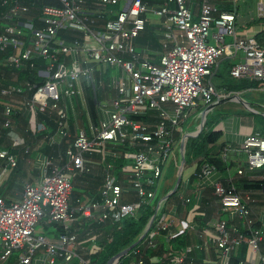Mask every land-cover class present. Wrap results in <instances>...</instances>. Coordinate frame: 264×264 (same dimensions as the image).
Wrapping results in <instances>:
<instances>
[{
	"label": "built area",
	"instance_id": "built-area-1",
	"mask_svg": "<svg viewBox=\"0 0 264 264\" xmlns=\"http://www.w3.org/2000/svg\"><path fill=\"white\" fill-rule=\"evenodd\" d=\"M52 1L56 4L43 5L36 18L24 20L18 18L31 10L25 0L2 1L6 10L0 13V76L6 69H20L34 58H41L44 64L36 73L45 81L36 84L25 80L5 86L0 83V105L3 99L20 102L36 115L58 109L57 127L44 139L49 145L60 146L65 139L70 144L59 155L62 163L51 156L42 160V178L26 183L21 198L6 200L0 195V264H8L12 255H16V264H91L89 256L99 246L93 234L95 226L125 218L137 221L146 207L154 209L152 226L145 229L139 243L109 264H119L123 256L130 258L128 264H144L147 250L157 245L164 231L166 240L191 230L200 237L206 235L207 229L195 223L180 220L174 228L172 216H156L157 186L172 147L177 143L186 146L190 129L185 122L191 110L202 103L210 111L231 98L212 81L218 60L223 55L238 57L230 66L231 77L264 82V44L253 35H237V9L219 10L209 0H200L197 17L186 0L151 5L142 0ZM115 5L120 8L112 9ZM258 9L262 17V3ZM105 12L111 17L98 23ZM152 19L158 20L154 26L162 36L164 49L156 62L148 57L146 45L134 44L145 25H153ZM97 25L98 31L94 29ZM69 31L80 33L84 41L92 43L65 40L64 34ZM225 36L232 41L227 43ZM103 84L108 94L103 92ZM85 88L92 89L94 95L93 122ZM77 104L87 116V126L78 123ZM17 112L12 106L0 109V131L19 145L22 140L13 129ZM146 115L150 121L137 118ZM35 129L38 133L46 130L39 120ZM230 150L226 146L223 158ZM238 151L245 155L237 170L239 175L244 168L264 171L263 136L248 134ZM0 158L8 167L17 163L16 154L7 149H0ZM201 159L191 162L199 189L181 199L194 206L199 191L210 188L221 210L241 219L248 233L236 226L228 227L226 220L219 219L208 239L223 258L245 243L257 256L256 264H264V230L253 227L250 218L254 198L237 192L234 184L225 185L217 175L219 170L210 164L197 170ZM119 160L123 161L121 165L117 164ZM97 163L103 166L98 198L86 195L72 205L74 181L92 174ZM43 220L61 229L56 239L37 235L36 226ZM106 240L110 242L112 238L107 236ZM197 246L169 247L164 258L168 264H185L187 255Z\"/></svg>",
	"mask_w": 264,
	"mask_h": 264
},
{
	"label": "crops",
	"instance_id": "crops-1",
	"mask_svg": "<svg viewBox=\"0 0 264 264\" xmlns=\"http://www.w3.org/2000/svg\"><path fill=\"white\" fill-rule=\"evenodd\" d=\"M187 6L192 11L193 16H198V7L200 0H186ZM218 7L224 6L229 4L228 0H218L217 3H214ZM238 12V10H237ZM259 18V17H258ZM153 25H158V20H150ZM253 18H249L246 20V22L239 20V14L237 16V28L236 33L239 36L243 35H257L258 33L262 32L264 30V22H252ZM95 30H99V25H97ZM101 30V29H100ZM214 29H212V32ZM66 37V35L64 34ZM80 43L86 44L90 41H84L82 35L78 33ZM161 44H162V36H160ZM69 40V39H65ZM232 41V38L229 36L227 39V43H230ZM212 42V40H211ZM92 43V41H91ZM135 44V39H134ZM148 48V57L153 61H157V57L164 51L163 44H162V52L159 53V55L153 54V50L149 45H146ZM156 52V51H155ZM237 58H231L229 55H223L218 60V65L213 69V76L218 78V83L215 86L217 89L221 92H226L225 87H228V84L225 82V77L229 74V68L231 64L237 60ZM13 73H10L9 71L5 73V75L0 76V83L2 85H9V84H16L15 83V71H12ZM11 79V80H10ZM9 81L8 84H5L4 81ZM23 83V82H22ZM21 84V83H20ZM105 86V85H104ZM225 86V87H224ZM103 92L108 94L106 92V87H103ZM241 92V91H239ZM105 95V94H104ZM109 95H112L109 93ZM106 96V95H105ZM239 99L234 98L233 101H238ZM2 104L0 107L3 106H12L15 110L17 109L18 112L13 118V129L16 131L22 140V143L17 145L14 143L7 135H4L7 137V143H9L12 147L17 149H12L11 153L16 154L17 157V163L14 167H8L6 166V160L0 158V195L5 198L6 200H15L21 198L24 185L28 182H37L42 178L43 174V166H42V160L45 157H49L46 152H44V145H47L48 142L44 139V137L37 139L38 132L35 131V123L37 121L36 114L26 110V108L20 103V102H14V101H7L5 99L2 100ZM226 102L218 103L215 105L211 110H213L216 106L224 105ZM236 106L230 107L232 112L229 114L227 118L224 119H217L213 129L219 130L221 132V136L218 139L216 145L213 147V151H218L220 147L228 146L231 148V150L225 155L228 162H232L235 165H233L230 168H227L223 172H217L218 176H221L225 182H232L235 184L239 178L242 176L245 180L249 182H255L257 180L264 179V171L258 170V169H248L244 168V173L242 175H239L237 173V170L242 167L243 160L245 158L244 153L239 152L238 149L245 139V137L250 134L254 133V125L250 123L247 117H243L239 113H234L233 110ZM0 108V109H1ZM205 108L202 103H200L196 108L191 110V115L194 116V118L198 117L200 115L199 111H203ZM79 109H75L77 114V120L79 117V114L81 113V110L79 112L77 111ZM211 110L207 112V114L211 113ZM189 116V117H190ZM83 117V118H82ZM79 118L78 123L84 126L88 125V119L86 115H83ZM90 117V116H89ZM200 118V117H199ZM90 120L93 122L94 120L90 117ZM193 122L188 123L187 120L185 122V125L189 126V129L193 127ZM3 132L6 134L5 131H0V136H3ZM37 139V141H36ZM49 145V144H48ZM53 146V145H49ZM25 148H29V151H25ZM0 149H5L3 147H0ZM223 156V154H222ZM176 159V158H175ZM180 161V160H179ZM58 162H61L58 159ZM187 164V165H186ZM18 166V169L13 170ZM120 168V167H119ZM167 168V169H166ZM165 168V171H163L162 179L165 176H168L169 173V165ZM176 174L171 178L167 179L165 183L163 184V190L161 193V196L157 198L158 201V212L157 215H163L165 216H172L174 220V228H177L178 223L180 220H187L188 222L195 223L199 225L201 228L207 229V234L200 237L198 233L194 231H188V234L192 237V243L190 245L197 246L191 251L186 260L185 264H229L231 261V257H238L243 255V258L239 260L238 264H256L257 262V256L253 254L250 249L245 246L244 249L240 247H235L232 249L225 258L221 256L220 252L217 251V249L214 247L212 242L208 239L213 235V227L214 224L219 219H224L227 221L229 225L237 223V219L234 215H232L230 212L222 211L219 205L216 203L215 196L210 188H206L203 190H200L198 196L195 199V205L193 206V203L186 204L183 199H181V196H188L192 194L194 191H197L199 180L197 178H192V171L193 166L191 163H188L185 159L183 163H179L177 166ZM120 179H122V174L119 171ZM91 176H83L88 177L90 179L84 180L80 182L81 178H77L73 183V190L70 197V203L72 205H76L77 199H79L80 195L83 194V196L87 195L90 197L98 198L102 183H103V166L101 164H96L95 168L93 169V173L90 174ZM216 175V174H215ZM244 176V177H243ZM101 179V180H100ZM100 185L98 182H100ZM162 182V180H161ZM160 182V183H161ZM97 183V185H96ZM159 183V184H160ZM235 186V185H234ZM237 187V185H236ZM238 192L240 194H249L252 195V197L255 199V203L252 207V215L255 223L258 227H261L264 230V184H261V188H250V189H238ZM73 198L74 203L71 202V199ZM154 212L149 216L148 221L145 225V229L152 226V218ZM99 225L95 226V230L93 231V234L97 237V244L99 245L100 241V235L101 231L97 230ZM84 227V226H82ZM106 236H109L108 234ZM166 238L165 233H162L157 238V249L162 245V237ZM161 237V238H160ZM137 241V240H136ZM135 241V242H136ZM135 242H133L131 245L127 246L123 250L129 251L130 247H132ZM100 246L97 247V251L99 250ZM156 249V250H157ZM261 250L264 252V236L263 240L261 242ZM161 251V250H160ZM90 258V257H89ZM130 261V260H129ZM128 261V263H129ZM127 263V264H128ZM144 264H168L167 260H165L164 256H161L157 254V251L155 254H148L145 258Z\"/></svg>",
	"mask_w": 264,
	"mask_h": 264
},
{
	"label": "trees",
	"instance_id": "trees-1",
	"mask_svg": "<svg viewBox=\"0 0 264 264\" xmlns=\"http://www.w3.org/2000/svg\"><path fill=\"white\" fill-rule=\"evenodd\" d=\"M2 1L3 0H0V13L4 12L6 10V6H3ZM164 1L165 0H142L143 3L148 4V5L161 4ZM25 2L27 4H29L31 10H30L29 14H27L26 16L18 18L20 20H24L25 18H36L40 14V9L42 8L43 5H47V4L55 5L56 4V2L52 1V0H25ZM111 8L114 10H118L120 8V6L115 5V6H111ZM218 8H219V10L232 11L231 6L229 4L224 5V6H220ZM103 17H104V19L102 21L99 20L98 23L103 24L105 22V19H108L111 17V14L105 12V13H103ZM259 19L264 20V16L259 17L258 20ZM35 20L36 19H34V22H35ZM35 25L38 26V24H36V23H35ZM157 30H158L157 26H154V25H151L150 23H147L145 25L144 29L142 31H140L138 36L135 38V44L138 47H141L144 45H149L151 47V49L154 51L153 52L154 56L156 54L159 55V53L162 52V44L160 42L161 38H160V34L157 32ZM62 34H64V33H62ZM65 35H66L65 38L69 39V40L79 39L78 32H75V31H69V32L65 33ZM254 36L256 37V39L261 44H264V30L262 32L258 33L257 35H254ZM29 45H30V43L27 42L26 46H29ZM2 55H3V53L0 52V58ZM30 63H33V66H31ZM43 64H44V60H42L41 58H34L31 62H28L25 66L21 67L20 69H11V70L6 69L5 71L6 72L9 71L10 73H13L12 71H15L16 77L14 79H15L16 84H20V83L24 82L25 80L30 81L32 83L41 84V83H44L45 80H44V78L37 76L36 72H37L38 68H41L43 66ZM97 76H98V74H97ZM104 78H105V84H106L108 81V74H106V76L104 75ZM10 80L4 81V83L8 84ZM259 82H262V81L249 80V79H239V82L233 86V89H243L246 87H253ZM103 87H105L104 84H103ZM85 94L87 97L88 114L94 121H96V108H95L94 95H93L92 89L90 90L89 88H85ZM76 108L80 110V107L78 104H77ZM79 110H77V111L79 112ZM57 111H58V109H53L52 111L47 110L44 113H38L36 115L37 120L42 121L43 124L45 125V128L47 129L42 133H38L37 139L44 137V135H46V133H51V132L55 131V129L57 127V120H58V112ZM83 115H85V114L81 115V113H80L78 120ZM210 117H211L210 114L206 115L205 125L209 123V121H210L209 119L213 118V117L212 118H210ZM137 118L142 120V121H150V118L148 115L138 116ZM214 124L215 123L209 125L207 127V129L203 128L195 138L190 140V137H189L187 139L186 148H187L188 143H189V150L186 149V152H185L187 162L191 163L194 159H198V158L202 157V159L200 161H198L197 170H199L203 164H210V165L214 166L220 172H223L227 168H230L233 165H235L232 162H228L229 160H227V158H223V156H222L226 146L220 147L218 151H213V147L216 145L218 139L221 136V132L219 130L213 129ZM71 130L74 131V125L72 123H71ZM4 135H6V134L3 132V136L2 137L0 136V147H3L5 149H9L10 151L12 149H17V148L12 147L9 143H7V140H6L7 137ZM37 139H36V141H37ZM69 144H70V140L65 139L60 146H56V145L49 146L47 144V145H44L43 149H44V152H46L48 155H50L52 157V159H54L55 161L58 162V159L60 158L59 155L63 154L65 148ZM122 162L123 161L119 160V161H117V164L121 165ZM15 169H18V166H16V168H14L13 170H15ZM88 175L91 176L90 174H85L83 176H88ZM118 175H119V173H118ZM192 178H196V176L192 175ZM87 179H90V178L83 177L79 181L82 182V181L87 180ZM98 183L100 185L101 181ZM224 184L230 185L233 183L228 182V181L225 182V180H224ZM261 184H264V179L257 180L255 182H249V181L245 180L244 178H242V176H241L239 178V180L234 185H235V187L237 185L236 191L238 192L237 188L238 189L261 188ZM96 185H97V183H96ZM87 194L88 193L86 192V195ZM250 196L252 197V195H250ZM82 197H84L83 194L80 195L79 198H82ZM71 202L74 203L73 198L71 199ZM254 203H255V201L253 203H251L250 218H252V220H253V227H258L257 224L255 223V221L253 219V215H252V207H253ZM153 212H154V209H152L151 207H146V208H144V210H142V215H141L140 219L137 221L125 218V219H122L118 222L107 221L105 224L99 225L97 230H100L102 232L100 235V241H99L100 248L98 251H95L94 253H92L89 256L91 264H109L111 262L110 260L113 257L117 256V254L119 252L123 251L124 248L131 245L136 240L137 241L135 242V244L139 243L141 241V236L143 235V233L145 231V225L148 221V218ZM236 219H237V223L231 224V225H229L227 223L228 227L236 226L240 229L241 232L248 233L246 226L245 227L243 226L242 220L237 218V217H236ZM40 222L44 223V221H40ZM199 225H200V223H199ZM59 230H61V229L56 228V232H58ZM162 233L167 234V232H165V231ZM107 234L109 235V237L112 238V240L110 242H108L106 240ZM161 240H162L161 249H160V247H158V249H157L156 248L157 245H156L154 248L147 250L146 256L150 253L155 254L156 251H157V254L164 256L165 252H167L169 247H171L172 249H179L181 247L190 245V243H192V237L190 236V234H188V231L185 232L184 234L178 235V236H176L170 240H166L165 237H162ZM245 246H247V245L245 243H243V244L236 246V247H240V248L244 249ZM146 256H145V258H146ZM242 258H243L242 253L238 257L232 256L229 264H238L239 260ZM129 260H130V258H128L127 256H123L119 260V264H127ZM8 264H16V255H12L10 257Z\"/></svg>",
	"mask_w": 264,
	"mask_h": 264
},
{
	"label": "rangeland",
	"instance_id": "rangeland-1",
	"mask_svg": "<svg viewBox=\"0 0 264 264\" xmlns=\"http://www.w3.org/2000/svg\"><path fill=\"white\" fill-rule=\"evenodd\" d=\"M209 1L212 3L218 2V0ZM228 2L232 10H238L240 21L246 22V20H248L249 18H253L252 22H264L263 19L258 20V17H260L258 15L259 3H262L263 5L262 16H264V0H228ZM228 37L229 36H225V41H227ZM208 41L211 42L210 37L208 38ZM212 81L217 85L218 78L212 76ZM225 82L228 84V87L224 86L226 88L225 93L231 98H228L225 101L226 104L222 106L218 105L213 110H211V113L209 114L211 115L210 118H213L209 119L210 121L208 124L205 125L206 115L208 112L206 108L202 112L199 111L200 115L198 117L194 118V116H190L187 119V125L194 120L193 127L190 130V140L195 138L203 128L207 129L209 125L215 123L217 119L227 118L232 112V110L229 109H231L230 107H232L233 105L236 106L233 110V114L239 113L243 117H247L250 123L254 125V131L259 135L264 136V82H259L253 87L233 89V86L239 82V79L231 77L230 74L225 77ZM232 98H238L239 100L233 101ZM186 149L189 150V143L187 148L186 146L184 147L183 145H179L178 143L172 147V154L167 164L169 165L170 171L167 174L168 176L163 177L162 182L160 181L161 183L157 186V198L161 196L163 184L165 183V181L167 179H171L176 174V166L180 162L183 163V161L186 159ZM36 233L37 235L44 236V238L48 240H54L57 238V232L54 224L46 225L42 222H39L36 226Z\"/></svg>",
	"mask_w": 264,
	"mask_h": 264
},
{
	"label": "water",
	"instance_id": "water-1",
	"mask_svg": "<svg viewBox=\"0 0 264 264\" xmlns=\"http://www.w3.org/2000/svg\"><path fill=\"white\" fill-rule=\"evenodd\" d=\"M130 248H131V247H130ZM130 248H129V249H130ZM125 252H127V250H123V251L119 252V253L117 254V256L122 255V254H124ZM115 257H116V256H115ZM115 257H113L111 260H113ZM111 260H110V261H111ZM110 261H109V262H110Z\"/></svg>",
	"mask_w": 264,
	"mask_h": 264
}]
</instances>
